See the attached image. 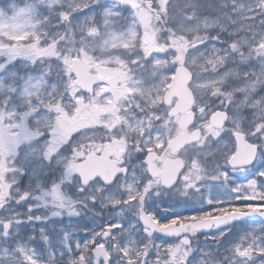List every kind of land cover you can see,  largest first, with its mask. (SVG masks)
<instances>
[{
  "label": "snow or ice",
  "instance_id": "obj_1",
  "mask_svg": "<svg viewBox=\"0 0 264 264\" xmlns=\"http://www.w3.org/2000/svg\"><path fill=\"white\" fill-rule=\"evenodd\" d=\"M0 264H264V0H0Z\"/></svg>",
  "mask_w": 264,
  "mask_h": 264
}]
</instances>
